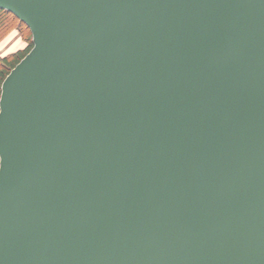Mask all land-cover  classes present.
Wrapping results in <instances>:
<instances>
[{
  "label": "water",
  "instance_id": "95a60500",
  "mask_svg": "<svg viewBox=\"0 0 264 264\" xmlns=\"http://www.w3.org/2000/svg\"><path fill=\"white\" fill-rule=\"evenodd\" d=\"M0 9V264H264V0Z\"/></svg>",
  "mask_w": 264,
  "mask_h": 264
},
{
  "label": "trees",
  "instance_id": "16d2710c",
  "mask_svg": "<svg viewBox=\"0 0 264 264\" xmlns=\"http://www.w3.org/2000/svg\"><path fill=\"white\" fill-rule=\"evenodd\" d=\"M12 30H15V32L18 33L25 47L0 57V88L2 81L9 71L26 55V53L32 47V35L26 24L21 22L11 12L0 9V43Z\"/></svg>",
  "mask_w": 264,
  "mask_h": 264
},
{
  "label": "rangeland",
  "instance_id": "374dc122",
  "mask_svg": "<svg viewBox=\"0 0 264 264\" xmlns=\"http://www.w3.org/2000/svg\"><path fill=\"white\" fill-rule=\"evenodd\" d=\"M4 39V38H3ZM25 45L15 30H12L0 44V54H8L17 49L24 48Z\"/></svg>",
  "mask_w": 264,
  "mask_h": 264
},
{
  "label": "crops",
  "instance_id": "0c3cea01",
  "mask_svg": "<svg viewBox=\"0 0 264 264\" xmlns=\"http://www.w3.org/2000/svg\"><path fill=\"white\" fill-rule=\"evenodd\" d=\"M0 44H1V43H0ZM17 50H18V49H17ZM9 53H10V52H9ZM4 55H6V54H0V57H1V56H4Z\"/></svg>",
  "mask_w": 264,
  "mask_h": 264
}]
</instances>
